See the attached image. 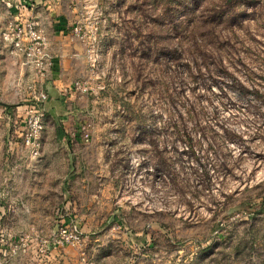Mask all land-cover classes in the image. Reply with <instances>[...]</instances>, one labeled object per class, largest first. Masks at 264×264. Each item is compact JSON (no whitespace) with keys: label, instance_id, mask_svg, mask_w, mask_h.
<instances>
[{"label":"rangeland","instance_id":"obj_1","mask_svg":"<svg viewBox=\"0 0 264 264\" xmlns=\"http://www.w3.org/2000/svg\"><path fill=\"white\" fill-rule=\"evenodd\" d=\"M85 1L35 161L0 39V264H264V0Z\"/></svg>","mask_w":264,"mask_h":264},{"label":"built area","instance_id":"obj_2","mask_svg":"<svg viewBox=\"0 0 264 264\" xmlns=\"http://www.w3.org/2000/svg\"><path fill=\"white\" fill-rule=\"evenodd\" d=\"M78 0H72L77 3ZM96 29L93 24L86 26L81 21H77L71 26V35L77 39L85 41L86 31ZM3 39L20 53L25 64L30 66L34 76L39 80L38 83L27 85V92H31L34 98V104L30 105V112L19 121V138L25 149L26 155L30 161H35L40 156L41 138L43 132V113L40 103L48 99L49 92L39 82L45 80L53 66L54 54L51 49L49 37L43 31L36 19L26 17L19 12L8 28L3 32ZM38 86V87H37ZM70 94L80 91L85 93L87 87L81 81H74L70 86H66ZM81 139L85 142L90 140V133L86 126H82ZM81 242L78 226L71 222L68 225H62L53 237L52 245L75 246Z\"/></svg>","mask_w":264,"mask_h":264},{"label":"crops","instance_id":"obj_3","mask_svg":"<svg viewBox=\"0 0 264 264\" xmlns=\"http://www.w3.org/2000/svg\"><path fill=\"white\" fill-rule=\"evenodd\" d=\"M85 2V0H81L80 4L77 5L72 0H0V5H2L5 11L4 16L7 17L2 24L4 28L0 35V39L4 43L9 44L8 41L3 39V32L8 28V25L13 21L18 12L26 17L36 19L49 37L51 49L54 54V63L47 78L39 83L52 91L57 92L62 86H67V81L71 77V70L76 69L75 65H78L79 61L76 58L78 53L75 52L76 44L72 43L73 38L70 37V29L77 21L83 23L87 18L88 11L85 10ZM9 52L6 58V65L9 64L12 72H15V74L7 82L6 88L8 90L12 89L10 95L19 94V96H25L28 93L27 85L29 80L27 69L31 67L25 64L23 56L15 51L12 46ZM1 106L5 110L3 114L4 121L7 124L9 122L11 123L10 110L12 109V105L1 104ZM72 139L75 140V138ZM60 142L68 144L69 140Z\"/></svg>","mask_w":264,"mask_h":264}]
</instances>
